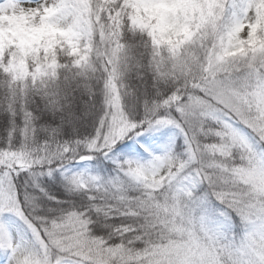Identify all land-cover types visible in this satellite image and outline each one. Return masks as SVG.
Segmentation results:
<instances>
[{
    "label": "trees",
    "instance_id": "obj_1",
    "mask_svg": "<svg viewBox=\"0 0 264 264\" xmlns=\"http://www.w3.org/2000/svg\"><path fill=\"white\" fill-rule=\"evenodd\" d=\"M213 1L89 0L87 14H77L84 31L89 23L94 28L82 56L16 65L3 50L1 224L4 231L13 205L45 251L30 246L29 232L15 224L29 247L14 255L0 236V264H42L44 252L49 264H168L175 223L184 221L171 210L190 186L200 204L197 239L221 264H242L238 244L264 232V0H248L255 27L247 40L230 11ZM172 124L188 134L193 162ZM240 130L252 136L251 148L235 144ZM168 138L159 162L146 145ZM84 158L100 181L76 188L61 170ZM248 200L256 201L258 217ZM66 222L81 224L77 231L88 251L99 252L96 260L52 242L66 236Z\"/></svg>",
    "mask_w": 264,
    "mask_h": 264
},
{
    "label": "rangeland",
    "instance_id": "obj_2",
    "mask_svg": "<svg viewBox=\"0 0 264 264\" xmlns=\"http://www.w3.org/2000/svg\"><path fill=\"white\" fill-rule=\"evenodd\" d=\"M89 0H3L0 2V54L8 49L9 57L16 65L25 64V61L32 59L36 62L43 60L55 61L59 57H80L88 51L90 37L93 34L91 24L87 25L86 30L82 28L81 20L77 14H87L85 5ZM217 9L224 6L230 11L234 28L242 39H249L253 34L255 27V13L249 5L248 0H215L212 5ZM79 8L74 10L72 6ZM83 8V9H81ZM87 21V20H86ZM89 22V21H88ZM138 25L140 22L135 20ZM204 112V105L199 107ZM210 109V108H208ZM125 126H123V130ZM173 136L180 135L184 139L186 151L188 155V163L195 160V153L191 147V141L186 131L177 124L171 125ZM170 138L165 139L164 143L154 147L147 144L146 149L151 150V155L160 158L159 162H163L165 151L170 143ZM235 144L251 148L253 145L252 136L243 130H240L234 137ZM150 156L147 157L149 160ZM162 158V159H161ZM150 160H152L150 158ZM155 160V159H154ZM168 161V160H167ZM169 163V161H168ZM135 168V167H134ZM161 170V168H158ZM162 171V172H161ZM160 175H164L161 170ZM62 174L68 176L71 185L76 188L86 187L91 184H97L100 181V174L96 168L89 164L88 159H81L74 167L61 170ZM131 177L139 178V175L130 170ZM182 170L176 171L171 179V183L177 185L182 177ZM260 190L264 189V176L260 178ZM181 189V188H180ZM179 189V190H180ZM190 187H183L187 199L177 198L178 209L172 207L175 216L181 215L184 221L176 222V231L178 240H175L171 248L165 250L168 264H221L220 258L216 251L209 246L205 240L197 239V225L195 223L196 214H198L199 203L194 200ZM255 199V197H254ZM255 202V203H254ZM256 201L248 200L249 210L256 214ZM195 206V207H194ZM258 206V205H257ZM190 209L185 216L182 208ZM194 207V208H193ZM196 208V210H195ZM8 214L4 220L5 230L2 228L3 213L0 210V236L7 245L10 246L14 255L25 254L28 245L25 241L20 240L19 234L15 229V224L23 225L26 232H29L33 242L30 244H38L40 249L45 251V242L42 240L38 231L24 217V215L16 208L9 207ZM197 211V213L195 212ZM189 216V217H188ZM258 217V216H257ZM80 221V220H79ZM77 229L73 222H66V236H61V240L51 237L52 242L58 243V247L64 251L74 255L77 252H84L85 256H81L84 260H96L92 257L98 255L99 252H90L86 248V243L82 238V233L78 232L81 224ZM186 228V229H184ZM78 232V233H77ZM61 233V231H59ZM49 236L52 234L47 231ZM46 234V235H47ZM51 236H54L53 234ZM23 243L24 249L19 248L18 244ZM28 246V247H27ZM240 253L242 264H264V232H256L252 236H247L244 242H240L237 246ZM18 251V252H17ZM20 252V253H19ZM79 254V253H78ZM42 264H49L48 255L43 254ZM47 260V261H46Z\"/></svg>",
    "mask_w": 264,
    "mask_h": 264
}]
</instances>
